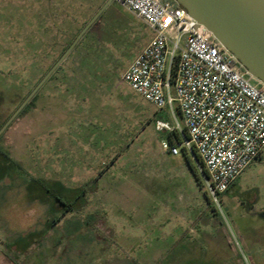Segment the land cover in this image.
<instances>
[{
    "label": "rangeland",
    "instance_id": "374dc122",
    "mask_svg": "<svg viewBox=\"0 0 264 264\" xmlns=\"http://www.w3.org/2000/svg\"><path fill=\"white\" fill-rule=\"evenodd\" d=\"M108 1L0 0V125ZM153 38L111 2L4 132L0 264H264V152L215 201L195 155L162 149L178 105L122 81Z\"/></svg>",
    "mask_w": 264,
    "mask_h": 264
},
{
    "label": "built area",
    "instance_id": "2783aa9c",
    "mask_svg": "<svg viewBox=\"0 0 264 264\" xmlns=\"http://www.w3.org/2000/svg\"><path fill=\"white\" fill-rule=\"evenodd\" d=\"M112 2L154 33L122 81L159 110L178 105L183 126L155 121L157 132L179 136L162 149L195 153L217 201L264 152V84L176 0Z\"/></svg>",
    "mask_w": 264,
    "mask_h": 264
},
{
    "label": "water",
    "instance_id": "95a60500",
    "mask_svg": "<svg viewBox=\"0 0 264 264\" xmlns=\"http://www.w3.org/2000/svg\"><path fill=\"white\" fill-rule=\"evenodd\" d=\"M191 20L204 26L257 80L264 84V0H176ZM112 2L109 0L0 129V137L65 61Z\"/></svg>",
    "mask_w": 264,
    "mask_h": 264
},
{
    "label": "trees",
    "instance_id": "16d2710c",
    "mask_svg": "<svg viewBox=\"0 0 264 264\" xmlns=\"http://www.w3.org/2000/svg\"><path fill=\"white\" fill-rule=\"evenodd\" d=\"M29 106H31V105H29ZM3 125L4 124L0 125V129L3 127ZM167 139L170 142L173 140L179 141V136L177 134H169V135H167ZM194 155L197 157V155L195 153H194ZM197 159H198V157H197ZM198 161H199V159H198ZM204 172L206 174L205 170H204ZM81 206H84V205L82 204ZM67 207L68 208H66V211L72 210V205H68ZM54 222H57V220H55ZM34 243H35V239L33 238L32 240H29V241L20 240V241L16 242L14 246L18 252L25 253Z\"/></svg>",
    "mask_w": 264,
    "mask_h": 264
},
{
    "label": "flooded vegetation",
    "instance_id": "af4514ba",
    "mask_svg": "<svg viewBox=\"0 0 264 264\" xmlns=\"http://www.w3.org/2000/svg\"><path fill=\"white\" fill-rule=\"evenodd\" d=\"M56 63H57V62H56ZM56 63H55V64H56ZM59 67H60V66H59ZM59 67H58V68H59ZM58 68H57V69H58ZM48 72H49V71H48ZM48 72H47V73H48ZM30 73H32V72H30ZM47 73H46V74H47ZM46 74H45V75H46ZM43 78H44V77H43ZM43 78H42V79H43ZM42 79H41V80H42ZM41 80H40V81L35 85V87L29 92V94L25 97V99H23V101H21V104L27 99V97L32 93V91L38 86V84L41 82ZM35 96H36V95H35ZM35 96H34V97H35ZM34 97L32 98V100L30 101V103H29L26 107H28L29 105L32 104V102H33V100H34ZM20 106H21V105H20ZM20 106H19V107H20ZM26 107H25V108H26ZM25 108H24V109H25ZM24 109H23V110H24ZM20 114H21V113H20ZM20 114H19V115H20ZM19 115H18V116H19Z\"/></svg>",
    "mask_w": 264,
    "mask_h": 264
},
{
    "label": "crops",
    "instance_id": "0c3cea01",
    "mask_svg": "<svg viewBox=\"0 0 264 264\" xmlns=\"http://www.w3.org/2000/svg\"><path fill=\"white\" fill-rule=\"evenodd\" d=\"M237 180H238V179H237ZM236 182H237V181H236ZM236 182H235V183H236ZM233 185H234V184H233ZM229 190H230V189H229ZM229 190H228V191H229ZM228 191H227V192H228ZM227 192H226V193H227ZM224 194H225V193H224Z\"/></svg>",
    "mask_w": 264,
    "mask_h": 264
}]
</instances>
